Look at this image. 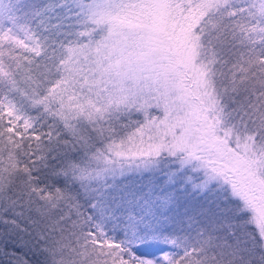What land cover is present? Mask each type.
<instances>
[{
    "label": "snow or ice",
    "instance_id": "6c2138e0",
    "mask_svg": "<svg viewBox=\"0 0 264 264\" xmlns=\"http://www.w3.org/2000/svg\"><path fill=\"white\" fill-rule=\"evenodd\" d=\"M0 264H264V0H0Z\"/></svg>",
    "mask_w": 264,
    "mask_h": 264
}]
</instances>
